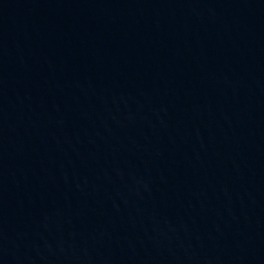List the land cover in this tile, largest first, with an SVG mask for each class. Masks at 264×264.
<instances>
[{
  "label": "water",
  "instance_id": "1",
  "mask_svg": "<svg viewBox=\"0 0 264 264\" xmlns=\"http://www.w3.org/2000/svg\"><path fill=\"white\" fill-rule=\"evenodd\" d=\"M166 0H0V264H128Z\"/></svg>",
  "mask_w": 264,
  "mask_h": 264
}]
</instances>
